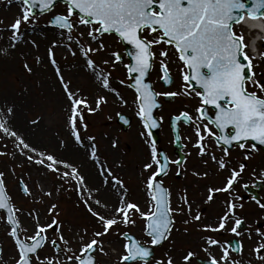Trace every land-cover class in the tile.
I'll use <instances>...</instances> for the list:
<instances>
[{
    "label": "snow or ice",
    "instance_id": "obj_1",
    "mask_svg": "<svg viewBox=\"0 0 264 264\" xmlns=\"http://www.w3.org/2000/svg\"><path fill=\"white\" fill-rule=\"evenodd\" d=\"M12 5L14 0H6ZM66 10L54 13L48 24L57 29L47 46L46 58L51 64L56 79L66 97L68 107L67 124L74 144L84 149L89 160L97 165L102 183L98 187H89L81 168L67 159H62L47 151H39L29 144L17 131L13 130L10 120L15 115L14 106L5 104L0 107V139L15 138V147L29 162L46 167L70 186L74 184L80 197L79 203L99 226V230L89 234L87 228L82 234H77L78 250H74L73 240L66 238L63 222L59 219L58 205L53 203L48 209L52 217L42 223L37 210L28 213L34 222L31 235L22 237L28 228L22 225L18 215L22 209L13 203L8 194L4 173L0 172V221L9 226L8 235L12 238L18 258L15 264H99L97 253L107 256L104 238L114 231L123 238L122 252L118 253L116 264H176L170 251H165L156 258L155 249L163 247L170 241L176 228L177 217L183 219V231L190 232L195 225L201 233H231L240 237L242 225L246 223L239 215L244 205L236 197L224 202V211L216 217L214 223H201L202 213L199 209L193 214V201L188 189L183 188L178 198L177 206L172 205V191L165 186L162 177H167L172 166H176V175L186 172L187 157L171 159L161 152L153 130L162 127L164 117L156 116L155 110L161 107L158 98L185 97L198 98V104L193 109L185 107L174 115L171 120L175 134L174 142L180 144L183 139L192 142L197 150L196 155L205 166V171L193 170L192 175L198 179H207L212 172L209 164H215L218 172H230L223 187L207 186L205 203L213 202L216 193H229L239 181L247 165L240 163L238 167L232 164V151L239 149L248 160L251 155L264 147V73H257L258 67L254 61L255 54L248 51L244 31L245 17L250 20L264 19V0H253L249 7L246 0H63ZM21 8L10 23L0 19V40L7 35L8 47L0 48V53L9 55V48L15 49L24 40L25 26L35 25L36 11L40 15L54 12L57 0H20ZM236 25H242L239 29ZM81 28L84 30L81 31ZM147 33V35H145ZM115 34L120 42L132 46L127 55L131 61L124 64L127 79L116 81L134 91L132 103L136 107L135 115L142 125L139 132L148 145L149 160L143 163V171L148 175L144 187L148 197L147 210L137 201L129 199V188L124 179L108 166L107 161H101L98 155L97 137L87 132L89 125L85 113L96 114L109 103L108 95L116 98L121 105H127L128 100L114 86L113 72L118 64L123 63L122 55L117 50L109 51V45L104 37ZM34 47H39L35 40L30 41ZM63 48L71 56L82 59L83 71L91 77L95 92L91 95L82 93L79 87H73L72 79L66 78L64 70L56 58V49ZM182 63L180 69L181 85L175 91H157L154 83L149 81L151 71L159 65V79L166 85H172L174 79L169 64L172 63V53ZM104 55L106 58L97 60ZM259 60L264 63V51L259 53ZM38 64L44 63V58L37 56ZM23 67L29 73L33 71L25 61ZM111 69V70H110ZM259 75L260 78H257ZM209 110L214 115H209ZM116 118L128 125L127 117L117 111ZM112 119L111 116L108 117ZM187 123L191 134L180 135L179 124ZM33 124L37 121H32ZM230 130V131H229ZM193 137L195 138L193 140ZM251 141V143H250ZM64 146V142H61ZM112 147H118V140L112 141ZM219 149L220 154H217ZM32 153L36 154L35 156ZM7 155L0 152V156ZM191 155V153H189ZM38 157V158H37ZM63 167V171L61 170ZM122 166V165H121ZM245 188L248 185H244ZM110 188L116 199L108 202L99 197L101 190ZM22 191L32 196V190L27 183H22ZM59 191V189H57ZM43 196L52 197L53 192H44ZM261 209L264 202L253 197ZM42 202V197H41ZM143 222V233L148 238L141 240L136 235L120 231L119 226H135ZM259 225V221L256 222ZM55 233L50 238L49 232ZM253 232L259 237L252 249L256 259L264 264V228L249 226L248 238ZM205 245L202 251L207 254V264H245L243 261L244 245L240 242L233 247L229 240H221L214 235L201 236ZM51 245L55 256H41V251ZM219 249L217 256L212 251ZM235 252L240 258H234ZM197 253L189 247L182 256L183 264H195ZM3 260V248H0V261ZM246 264H252L248 260Z\"/></svg>",
    "mask_w": 264,
    "mask_h": 264
},
{
    "label": "rangeland",
    "instance_id": "obj_2",
    "mask_svg": "<svg viewBox=\"0 0 264 264\" xmlns=\"http://www.w3.org/2000/svg\"><path fill=\"white\" fill-rule=\"evenodd\" d=\"M20 8L21 3H17L16 0L12 5H8L6 0H1L0 19H3L6 24L10 23ZM83 30L81 28V31ZM23 32L24 40L29 41V43L21 42L15 49L9 48V55L0 53V107L5 106V104L14 106L15 115L10 120L13 130L17 131L20 136L39 151H47L63 159L60 154L62 148L75 146L81 154L86 174H93L98 186H100L102 177L99 175L97 165L88 159L84 149L74 144L70 136V129L67 124L68 112L66 111L68 106H60L57 100L56 93L60 92L63 95V91L51 64L47 62L46 53L48 44L57 35L58 30L50 27L47 16H36L35 25L25 26ZM7 35L9 34L6 33L5 38L0 40V48L8 47ZM104 39L109 45V51L120 49L116 37L108 35ZM32 40L36 41L39 45L38 48L30 43ZM55 51L56 58L64 70L66 78L72 79L73 87H79L82 93L88 94L91 98L95 92V87L89 74L83 71L82 59L71 56L63 48H57ZM37 56L43 57L44 63L38 64L36 62ZM103 58L106 57L100 55L97 60ZM25 61L32 67L31 73L23 67ZM123 63L118 64L113 72V84L128 100V104H119L116 98L109 94V103L103 107L102 111L96 114L85 113L89 128L87 132H82V135L85 137L86 144L88 135L97 137L98 155L101 161H107L108 166L125 180L129 188V199L139 202L147 210V195L144 187L147 172L143 171L142 166L144 162L149 160L148 147L139 135L143 129L135 115L136 107L132 103L135 97L134 92L130 88L116 83L119 79H127ZM52 82H57L58 87L55 88L54 84L50 87ZM175 109V105L171 104L163 111V114L167 115L168 112ZM117 111L133 117V123L127 131H123L116 122ZM109 116L112 117L111 120L108 119ZM34 120L37 123L33 124L32 121ZM0 135L3 134L0 133ZM114 139L118 140L117 148L112 147ZM61 142H64V146ZM0 152L7 153V155L0 156V172L9 175L10 179L13 175H26L30 178L29 183L26 182L32 190V196L24 198L16 190L13 191L14 202L22 209L18 213L22 219V225L28 228V232L22 233V237L31 235L34 228V222L28 213L35 209L37 212L34 214L40 215L41 222H47L52 218L48 214V209L53 203L58 205L57 211L60 213L59 219L63 222V231L66 238L74 241L72 244L74 250H78L77 234H82V229L87 228L89 234L99 230V226L87 212V209L79 203L80 197L75 191L74 184L70 186L46 167L29 162L15 147V138L13 137L0 139ZM32 155L35 156L36 154L32 153ZM61 170H64L62 166ZM89 187L91 186L89 185ZM41 188L44 192L52 191L53 196H43ZM108 193L113 194L112 201H114L116 196L110 188L102 189L99 196ZM220 213L222 210L218 212V214ZM0 228L6 238L3 245L4 259L1 264H15L18 256L15 245L8 235L9 230L5 226V222L0 221ZM119 230L132 233L141 240L145 239L143 222L139 220L135 226L120 225ZM54 235L55 233L49 232L50 238ZM104 241L106 248L115 249V251H109L107 256H101L97 253L98 260L107 264H116L118 253L122 252L123 238H119L114 231L110 236L105 237ZM55 255L51 245H47L41 251L42 257Z\"/></svg>",
    "mask_w": 264,
    "mask_h": 264
},
{
    "label": "flooded vegetation",
    "instance_id": "obj_3",
    "mask_svg": "<svg viewBox=\"0 0 264 264\" xmlns=\"http://www.w3.org/2000/svg\"><path fill=\"white\" fill-rule=\"evenodd\" d=\"M66 10V6H65ZM242 25L237 26L239 29ZM244 27V26H243ZM245 31V27H244ZM246 33V42L248 43L249 35ZM147 35V33H145ZM108 36V35H106ZM116 37L118 45H121L118 37ZM115 48V47H114ZM260 52L264 51V43L259 44ZM250 52V50L248 49ZM251 54V52H250ZM257 59L254 61L258 65L255 71L259 73H264V63H261L259 60V54L257 55ZM126 57L123 58V60ZM127 60V59H126ZM172 63L169 64L171 75L174 79V83L172 85H166L159 79V65L157 61V67L151 71L149 75V79L154 83V86L157 91H175L177 90L182 81L180 77V69L183 67L182 63L178 61L174 52L172 53ZM257 78H260L259 75ZM159 100L162 102L160 109L157 111L158 116H163L164 121L162 127H160L159 135L161 142L158 146L159 149H162L171 159H183L187 157L186 163V172H182L181 175L177 176L176 166H172L171 172L167 177H162L164 180L165 186L169 187L172 191V205L173 207L177 206L178 198L182 194L181 190L183 188L188 189V193L190 199L193 201V214H195L196 210L199 209L202 213V221L201 223H214L216 217L220 214L218 212L222 210L224 211V202L229 199H235L236 197H243L240 200V203H243L244 208L239 212V215L244 217L246 223L242 225L241 231L242 235L240 237H234L231 233H201L196 231L195 225L190 227V232L185 233L183 231V219L187 218L186 216H178L176 228L172 232V236L170 241L167 242L163 247H157L155 249L156 258H160L165 251H170V254L175 258L176 264H183L182 256L186 253V250L191 247L196 253L197 258L195 264H207V254L202 251V248L205 246L200 239L201 236L206 235H214L216 238L221 240H229L233 247L238 246L240 242H243L244 252H243V261L246 262L248 260L252 261V264H262V262L258 261L252 252V249L255 247L256 242L259 240V237L255 235L253 232L252 239L248 238V229L251 226L253 229L257 226H261L264 228V209H261L255 199L256 197L261 202H264V147H261L259 151L253 153L248 160L244 159L243 153L240 152L239 149L234 148L232 151V166L238 167L240 163H245L247 165L242 177L239 181L234 185L231 194L221 192L216 193L213 202L205 203V199L207 196V186L213 185L217 187H223L226 177L230 175V172L225 170L223 172H218L216 170L215 164L210 162L209 166L212 169L210 175L207 179H198L197 177L192 175L193 170L205 171L208 170L202 164L201 159L196 155L197 150L192 147V142H189L186 138L180 142V146L177 148L174 142V133L172 130V125L170 118L173 115L178 114L180 110H182L185 105L189 107V110L193 109L198 104V98H185V97H177V98H169L161 96ZM173 104L176 109L168 112L167 115L163 114V111L169 106ZM209 115H214L212 110H209ZM180 135L182 137H187L191 134V128L187 123L181 122L179 124ZM230 131V130H229ZM195 138L193 137V140ZM251 143V141H250ZM148 147V145H147ZM217 154L219 155V149H216ZM191 153V155H189ZM149 155V149H148ZM148 175V173H147ZM4 180L6 184V188L8 194L12 197L14 202V194L13 191L16 190L20 193L24 198L28 197L22 191V183H27L30 178L26 175H13L12 179L9 178V175H4ZM27 183V184H28ZM244 185H248L247 188ZM148 199V197H147ZM17 206V204H15ZM147 208V206H146ZM0 215H4L2 211H0ZM19 215V214H18ZM257 221H259V225H257ZM22 222V219H21ZM5 226L9 230V226L5 223ZM22 235V233H21ZM10 237V236H9ZM6 238L2 234V230L0 228V247L3 248L4 242ZM12 240V238L10 237ZM148 238L146 237L145 240ZM13 242V240H12ZM14 243V242H13ZM4 249V248H3ZM214 254L219 256L220 250L213 249ZM234 258L239 259L235 252L232 253ZM4 259V258H3ZM2 261H0L1 264Z\"/></svg>",
    "mask_w": 264,
    "mask_h": 264
},
{
    "label": "bare ground",
    "instance_id": "obj_4",
    "mask_svg": "<svg viewBox=\"0 0 264 264\" xmlns=\"http://www.w3.org/2000/svg\"><path fill=\"white\" fill-rule=\"evenodd\" d=\"M246 22L249 23V25L251 27L262 28V29L264 27V23L261 19L260 20L247 19ZM53 84H54L55 88L58 87L57 82H54V83L52 82L50 84V87ZM56 96L58 97L57 100H58V103L60 104V106H62V107L68 106L67 99L64 95H62L60 92H57ZM60 154L62 155L63 159H67L69 162L74 163L75 165H77L78 167L81 168V174L85 175L86 181L91 187H98L96 177L93 174L92 175L86 174V170L84 169V166H83L81 154L75 148V146H68V147L62 148ZM99 197L105 201H108V202H111L113 200V194L112 193L102 194V196H99Z\"/></svg>",
    "mask_w": 264,
    "mask_h": 264
},
{
    "label": "water",
    "instance_id": "obj_5",
    "mask_svg": "<svg viewBox=\"0 0 264 264\" xmlns=\"http://www.w3.org/2000/svg\"><path fill=\"white\" fill-rule=\"evenodd\" d=\"M57 1H59V0H57ZM61 1H63V0H61ZM247 5L249 6V7H251L252 5H253V0H247ZM264 9H260V11L262 12ZM38 12H39V10H38ZM156 111V110H155ZM154 114H155V112H154ZM127 119L129 120V122L131 123V119L129 118V117H127ZM130 123L128 124V125H125L124 124V129H127L128 128V126L130 125ZM153 136H154V138L157 140V143L159 142V137H158V128L157 129H154L153 130Z\"/></svg>",
    "mask_w": 264,
    "mask_h": 264
}]
</instances>
